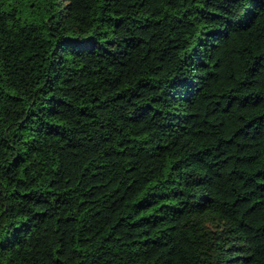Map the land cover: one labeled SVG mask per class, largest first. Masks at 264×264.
I'll list each match as a JSON object with an SVG mask.
<instances>
[{
    "label": "trees",
    "instance_id": "trees-1",
    "mask_svg": "<svg viewBox=\"0 0 264 264\" xmlns=\"http://www.w3.org/2000/svg\"><path fill=\"white\" fill-rule=\"evenodd\" d=\"M0 264H264V0H0Z\"/></svg>",
    "mask_w": 264,
    "mask_h": 264
}]
</instances>
